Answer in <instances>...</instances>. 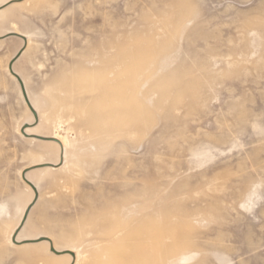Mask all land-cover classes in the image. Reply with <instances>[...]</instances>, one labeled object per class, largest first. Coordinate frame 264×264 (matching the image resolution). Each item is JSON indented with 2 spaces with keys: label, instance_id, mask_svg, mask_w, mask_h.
<instances>
[{
  "label": "rangeland",
  "instance_id": "rangeland-1",
  "mask_svg": "<svg viewBox=\"0 0 264 264\" xmlns=\"http://www.w3.org/2000/svg\"><path fill=\"white\" fill-rule=\"evenodd\" d=\"M0 264H264V0H0Z\"/></svg>",
  "mask_w": 264,
  "mask_h": 264
},
{
  "label": "bare ground",
  "instance_id": "bare-ground-1",
  "mask_svg": "<svg viewBox=\"0 0 264 264\" xmlns=\"http://www.w3.org/2000/svg\"><path fill=\"white\" fill-rule=\"evenodd\" d=\"M37 138H40V137H37ZM41 139H44V138H41ZM28 184H30L29 182H27ZM32 185V184H31ZM33 186V185H32ZM34 187V186H33ZM26 212V211H25ZM24 215H25V213H24ZM24 217V216H23ZM23 220V219H22ZM39 239H45V240H47L48 242H49V251L52 253V254H54V255H57V256H60V255H69L71 258H74L75 256H74V254L72 253V252H69V251H57V250H55L54 248H53V246L51 245V243H50V241H49V239H47V238H39ZM39 239H36V240H25V241H23V242H21V243H25V242H31V243H33V242H37ZM12 241H13V243H15V244H18V242L15 240V237L12 239ZM47 241H45V242H47ZM53 250V251H52ZM70 254H72V255H70Z\"/></svg>",
  "mask_w": 264,
  "mask_h": 264
},
{
  "label": "water",
  "instance_id": "water-1",
  "mask_svg": "<svg viewBox=\"0 0 264 264\" xmlns=\"http://www.w3.org/2000/svg\"><path fill=\"white\" fill-rule=\"evenodd\" d=\"M22 38H23V37H22ZM23 39H24V38H23ZM11 66H12V63H11L10 66H9V70H11ZM13 76H14V77L17 79V81L19 82V85H20V87H21V90H22V93H23V97H24V99H25V102L28 104V106H29L31 112H32L33 115L35 116L34 111L32 110L31 106H30L29 103H28V100H27L26 93H25V91H24V87H23L22 82L20 81V79H19L15 74H13ZM38 139H41V138H38ZM28 185H29V186L32 188V190H34V192H35L34 187H33L31 184H28ZM35 200H36V196H35V198H34V201H35ZM33 203H34V202H33ZM30 208H31V206H29L28 209L26 210L25 215H24V217H23V220H22V222H21V225H22L23 222L25 221V219H26V217H27V214H28ZM25 243H28V242H25ZM52 251H53V250H52ZM70 255H72V254H70Z\"/></svg>",
  "mask_w": 264,
  "mask_h": 264
}]
</instances>
